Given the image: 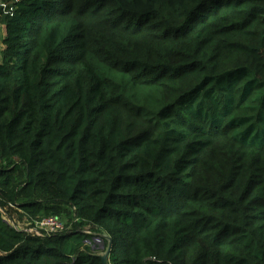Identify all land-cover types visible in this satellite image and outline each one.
Listing matches in <instances>:
<instances>
[{"label": "trees", "instance_id": "trees-1", "mask_svg": "<svg viewBox=\"0 0 264 264\" xmlns=\"http://www.w3.org/2000/svg\"><path fill=\"white\" fill-rule=\"evenodd\" d=\"M12 1L0 264H264V0Z\"/></svg>", "mask_w": 264, "mask_h": 264}, {"label": "rangeland", "instance_id": "rangeland-1", "mask_svg": "<svg viewBox=\"0 0 264 264\" xmlns=\"http://www.w3.org/2000/svg\"><path fill=\"white\" fill-rule=\"evenodd\" d=\"M2 1L5 3H12L13 2L12 0H2ZM2 35H3V30H2V27H0V61L3 59V57H2V45H1V38H2L1 36ZM3 212H4V219L11 225V227L21 229V230H25L28 233H32V234L38 233L37 230H39V229L35 226L34 223L27 222V220L23 219L15 211H12V213L9 214L7 209H3ZM66 215H67V212L64 211L62 216H60V218L64 222L65 226L67 224H73L74 221H77V223L79 222V220L75 219V215H68V216H66ZM40 233H44V232L40 231ZM93 241H94L93 249L96 253H101L106 249L107 246H106V244L102 238L97 237V238H94Z\"/></svg>", "mask_w": 264, "mask_h": 264}, {"label": "built area", "instance_id": "built-area-1", "mask_svg": "<svg viewBox=\"0 0 264 264\" xmlns=\"http://www.w3.org/2000/svg\"><path fill=\"white\" fill-rule=\"evenodd\" d=\"M0 6L3 8H7V5L0 0ZM35 226L39 229L37 230L39 235H53L62 232L65 229L64 222L57 217H48L44 218L41 221H37L35 223ZM40 231H43L44 233H40Z\"/></svg>", "mask_w": 264, "mask_h": 264}, {"label": "water", "instance_id": "water-1", "mask_svg": "<svg viewBox=\"0 0 264 264\" xmlns=\"http://www.w3.org/2000/svg\"><path fill=\"white\" fill-rule=\"evenodd\" d=\"M100 238L106 240L108 242V246L103 252L97 253L96 257L99 258L103 262V264H110V255L112 253L113 240L107 235H101Z\"/></svg>", "mask_w": 264, "mask_h": 264}, {"label": "crops", "instance_id": "crops-1", "mask_svg": "<svg viewBox=\"0 0 264 264\" xmlns=\"http://www.w3.org/2000/svg\"><path fill=\"white\" fill-rule=\"evenodd\" d=\"M2 30H3V35L1 36L2 37L1 38V45H2V49H3V39L5 37V29H4V27H2Z\"/></svg>", "mask_w": 264, "mask_h": 264}]
</instances>
